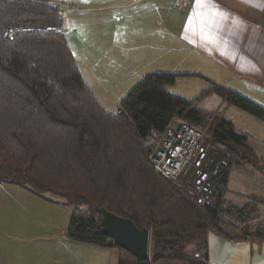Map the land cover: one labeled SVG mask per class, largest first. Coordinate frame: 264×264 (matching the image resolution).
Wrapping results in <instances>:
<instances>
[{"label":"trees","instance_id":"obj_1","mask_svg":"<svg viewBox=\"0 0 264 264\" xmlns=\"http://www.w3.org/2000/svg\"><path fill=\"white\" fill-rule=\"evenodd\" d=\"M63 25L61 8L52 0H0V183L51 192L66 205L87 204V210L72 213L67 231L78 242L108 247L96 206L151 229L150 259L112 247L118 264H207L186 252V242L211 231L228 240H264V222L232 232L231 220L255 218L253 202L238 207L226 201L233 166L257 160L248 136L197 103L214 92L262 120L264 106L212 80L189 99L168 86L182 75L204 76L151 72L130 89L117 112L108 111L84 80L65 34L57 31ZM174 118L207 128L206 142L218 146L209 166L225 167L213 179L212 205L189 195V182L180 186L157 175L142 144Z\"/></svg>","mask_w":264,"mask_h":264},{"label":"rangeland","instance_id":"obj_2","mask_svg":"<svg viewBox=\"0 0 264 264\" xmlns=\"http://www.w3.org/2000/svg\"><path fill=\"white\" fill-rule=\"evenodd\" d=\"M155 1L52 0L61 8L66 38L82 72L108 111L117 112L121 100L146 74L178 72L173 70L174 66L159 61L156 55L147 51V45L159 43L164 28L162 20L159 26L152 23L151 6ZM170 4L171 10L180 5L174 0ZM135 44L142 46L139 55L132 63L122 65L116 56L117 50H122L126 57ZM208 86L205 79L182 75L174 85L168 86V90L192 99ZM197 104L230 120L236 132L248 136V144L257 156V162L235 164L231 170L227 203L241 207L250 201L257 209L255 218L247 223L231 220L236 226L232 232H242L245 224L264 222V120L226 103L214 92L201 97ZM199 129L207 138V128ZM142 144L147 148L145 140ZM88 207L87 204L66 205L62 197L51 192L40 195L27 186L0 183V264H31L32 256H37L38 251L51 255L56 244L67 238L72 213ZM196 239L194 235L187 240L186 252L202 260ZM230 241L247 242L251 251L256 244L261 250L264 244V240L254 237ZM43 264L76 262L50 259ZM113 264H117V259Z\"/></svg>","mask_w":264,"mask_h":264},{"label":"crops","instance_id":"obj_3","mask_svg":"<svg viewBox=\"0 0 264 264\" xmlns=\"http://www.w3.org/2000/svg\"><path fill=\"white\" fill-rule=\"evenodd\" d=\"M170 2L157 0L151 6L152 23L159 26L162 20L164 28L159 43L146 46L148 53L174 66V71L200 74L204 77L186 76L223 84L264 106V0H211L220 14L213 16L209 12L204 20L194 15V0H174L180 5L173 10ZM63 31L66 36L64 25ZM141 48L135 44L128 58L118 49L116 56L122 65L132 63ZM76 62L87 85L104 106L77 58ZM112 249L78 242L67 235L61 244H56L51 255L38 251L30 261L43 264L50 259L55 262L72 259L76 264H113L117 259L118 264V252Z\"/></svg>","mask_w":264,"mask_h":264},{"label":"built area","instance_id":"obj_4","mask_svg":"<svg viewBox=\"0 0 264 264\" xmlns=\"http://www.w3.org/2000/svg\"><path fill=\"white\" fill-rule=\"evenodd\" d=\"M57 31L64 33L63 28ZM144 140L157 175L180 186L189 182L190 185L185 186L189 195L200 203L213 204V179L224 169L225 163L209 166L218 146L206 142L197 126L182 118H174L163 132H154Z\"/></svg>","mask_w":264,"mask_h":264},{"label":"water","instance_id":"obj_5","mask_svg":"<svg viewBox=\"0 0 264 264\" xmlns=\"http://www.w3.org/2000/svg\"><path fill=\"white\" fill-rule=\"evenodd\" d=\"M96 220L105 233L109 235L108 247H118L130 251L141 260L151 257L152 231L149 228H140L129 218L119 216L106 208L96 206ZM204 237V236H203ZM227 238L214 232H209L205 238H200L196 248L202 261L207 264H221L228 253ZM264 246V244H263ZM264 260L263 247L259 244L251 251L250 264Z\"/></svg>","mask_w":264,"mask_h":264},{"label":"bare ground","instance_id":"obj_6","mask_svg":"<svg viewBox=\"0 0 264 264\" xmlns=\"http://www.w3.org/2000/svg\"><path fill=\"white\" fill-rule=\"evenodd\" d=\"M264 250V246H263ZM251 248L247 242L231 243L228 245V253L221 264H250ZM255 264H264V260Z\"/></svg>","mask_w":264,"mask_h":264},{"label":"snow or ice","instance_id":"obj_7","mask_svg":"<svg viewBox=\"0 0 264 264\" xmlns=\"http://www.w3.org/2000/svg\"><path fill=\"white\" fill-rule=\"evenodd\" d=\"M208 9V11H204ZM194 15L202 20L208 19L209 12L215 16L220 14V9L211 4V0H194L193 2Z\"/></svg>","mask_w":264,"mask_h":264},{"label":"flooded vegetation","instance_id":"obj_8","mask_svg":"<svg viewBox=\"0 0 264 264\" xmlns=\"http://www.w3.org/2000/svg\"><path fill=\"white\" fill-rule=\"evenodd\" d=\"M200 238H203V235H198L197 239H196V245L198 246L199 245V240Z\"/></svg>","mask_w":264,"mask_h":264}]
</instances>
